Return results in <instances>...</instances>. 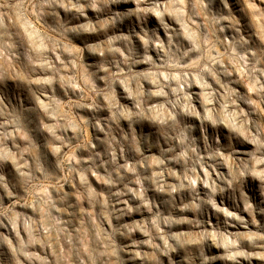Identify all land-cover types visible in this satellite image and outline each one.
Masks as SVG:
<instances>
[{"label": "clouds", "instance_id": "obj_1", "mask_svg": "<svg viewBox=\"0 0 264 264\" xmlns=\"http://www.w3.org/2000/svg\"><path fill=\"white\" fill-rule=\"evenodd\" d=\"M0 264H264V0H0Z\"/></svg>", "mask_w": 264, "mask_h": 264}]
</instances>
